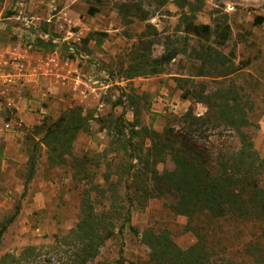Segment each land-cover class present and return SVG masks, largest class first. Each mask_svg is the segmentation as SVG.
<instances>
[{
  "label": "rangeland",
  "instance_id": "1",
  "mask_svg": "<svg viewBox=\"0 0 264 264\" xmlns=\"http://www.w3.org/2000/svg\"><path fill=\"white\" fill-rule=\"evenodd\" d=\"M175 1L160 5L156 0H0V219L9 217L14 205L20 203L19 214L3 236L0 256L17 255L26 246H44L51 263L62 261L65 248L56 247L55 236L75 226L82 191L90 183L99 189L90 195L96 211L112 215L118 209L121 215L119 219L109 218L115 235L104 242L90 264H150L151 251L140 240L142 231L166 230L180 248L186 249L195 242L188 227L205 229L210 264H264V220L247 223L223 219L208 225L203 216L189 221L175 214L171 193L145 198L135 188L146 184L147 178L127 171L137 165L136 157L144 158L140 135L131 140L137 151L130 156V150L109 149L110 138L101 129L120 117L124 133L129 135L127 123L134 120L133 110L141 126L160 133L172 130L182 142L181 116L189 108L195 116H202L206 109L203 104L181 98L174 82V77H179L186 81V90L202 87L208 93L234 89L243 102L250 103L248 118L253 126L243 132L264 159V0H189L198 4L196 11L187 6L181 9ZM89 8L98 13L89 15ZM189 22L208 25L211 30L217 23L220 27L228 25L229 38L218 49L233 55L222 69L229 67L236 72L219 78L212 72L211 77H194L201 67L195 55L207 45L215 47V37L186 33ZM88 36L91 38L85 42ZM142 37L152 43L150 54L144 53L151 59L161 56L167 45L180 52L164 66L163 74L123 80L122 71L136 65L132 53ZM34 38L51 41L53 48L33 46ZM131 95L136 101L133 105L127 98ZM120 96L122 106L112 107ZM75 106L93 115L90 132L79 133L72 146L73 157L90 159L88 182L72 179L67 166H49L42 146L34 176L24 189L31 149L26 135L35 126L32 120L39 115L41 121H55ZM24 114L29 116L25 123L21 118ZM40 137L35 136V140ZM143 143L144 148L149 146L148 140ZM190 143L210 156L212 173L216 158L240 147L236 133L223 127L208 130ZM155 169L159 174L175 172L169 156L156 162ZM107 174L116 189L104 182ZM132 175H137L134 183ZM125 193L133 202L130 222L119 235L117 228L128 200Z\"/></svg>",
  "mask_w": 264,
  "mask_h": 264
},
{
  "label": "trees",
  "instance_id": "2",
  "mask_svg": "<svg viewBox=\"0 0 264 264\" xmlns=\"http://www.w3.org/2000/svg\"><path fill=\"white\" fill-rule=\"evenodd\" d=\"M156 1L162 5L166 0ZM175 2L181 9L187 6L190 10L196 11L199 8L196 2L191 3L189 0H176ZM88 13L94 15L98 11L95 8H89ZM150 28L153 34H156V30L153 27ZM185 32L205 36L206 39L210 35L215 37V47L207 45L201 53L195 55L200 60L201 67L194 77H211L209 74L212 72L217 75L215 77L219 78L236 72L235 69L229 67L222 69L228 62H231L233 55L232 53L224 55L218 49L224 46L229 38L227 24L223 23L220 27L217 23L211 30L208 25H192L189 22L185 27ZM89 36L83 40L88 42L91 38ZM100 36L105 37L106 35L101 34ZM96 43L100 45L101 40L98 39ZM30 44L39 49L53 48L51 41H43L40 38L32 39ZM151 46L152 43L143 41V37L139 40L138 49L132 53V59L136 65L131 66L127 71H122L123 80L163 74L164 66L172 62L180 52L167 45L161 56L151 59L149 55L144 54L145 52L150 54ZM69 58L72 59L73 56L70 55ZM183 80L174 77V82L181 91V98L203 104L206 111L202 116H195L189 108L181 116L185 133L182 142H179L172 134V130L166 129L160 133L141 126L137 123L136 111L131 110L134 120L130 124L127 123L130 126L129 135L124 133L125 125L120 117H114L110 126L101 127L102 130H106L110 138L108 148L119 147L124 153L130 150V156H132L137 149L132 147L131 140L133 136L140 135L144 158L136 157L138 158L137 165L129 166L127 171L133 170V174L145 176L147 182L136 187L135 191L144 194L147 199L161 198L167 193L173 194L175 200L171 205V210L177 215L185 216L189 221L195 216L205 217L208 225L223 219H240L247 223L255 219L264 220V181L261 183V176L264 174V159L258 156L252 140L243 132L244 129L253 126L248 118L252 105L243 102L234 89L228 88L206 93L201 87L199 90L191 91L183 88V82H186ZM127 98H129L130 105L136 103L132 95ZM122 104V96H120L111 106H122ZM108 116L111 117V115ZM46 120L44 118L39 125L27 131L26 139L31 149L27 154L24 189L34 176L42 146L45 148L46 161L49 166H67L72 172V179L88 182L87 166L90 159L73 157L72 146L79 133L88 134L90 132L93 115L85 112L82 107L75 106L68 108L55 121L47 122ZM221 127L236 133L240 147L230 155L225 157L221 155L220 158H216L215 171L212 173L209 170L210 156L198 150L190 141L194 142L208 130ZM113 130L115 134L111 135ZM35 136L41 137L35 140ZM144 140L149 141V146L146 148H144ZM166 156H169L174 164V174H159L155 169L156 162H160ZM134 176L132 175V183L135 182L137 175L135 178ZM103 180L110 185V189H116V183H110L108 174L104 175ZM88 186L81 194L79 216L75 226L62 236H55L56 247L65 248L62 252V261L51 263L48 257L49 252L44 246H26L17 255L6 253L0 256V264H90L98 256L104 242L115 235V226L109 218L119 219L121 215L118 209H114V215L98 213L90 196L94 191L99 190L98 186L90 183ZM125 196L128 200L127 206L124 205L126 209L121 218L122 222L117 228L119 235L125 229V224L130 222V208L133 200L127 193ZM19 211L20 203L18 202L14 205L13 213L9 217L0 219V245L7 228L15 220ZM129 230L139 235L134 227L129 226ZM186 230L192 232L195 237V242L186 249L180 248L166 230L155 232L145 229L142 231L140 240L151 251L150 264H210L211 255L207 237L203 234L205 229L188 227ZM119 255L121 256V250Z\"/></svg>",
  "mask_w": 264,
  "mask_h": 264
},
{
  "label": "crops",
  "instance_id": "3",
  "mask_svg": "<svg viewBox=\"0 0 264 264\" xmlns=\"http://www.w3.org/2000/svg\"><path fill=\"white\" fill-rule=\"evenodd\" d=\"M94 92H95V89H94ZM21 118H22V121L25 123V122H27L29 116H27V115L24 114L23 117H21ZM40 123H41V116L38 115V118H36L35 120H32V123L31 124L32 125H39Z\"/></svg>",
  "mask_w": 264,
  "mask_h": 264
}]
</instances>
